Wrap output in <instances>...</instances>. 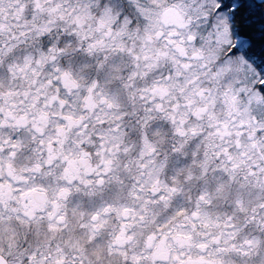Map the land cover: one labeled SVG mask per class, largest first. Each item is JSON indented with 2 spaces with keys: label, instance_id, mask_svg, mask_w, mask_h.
<instances>
[{
  "label": "clouds",
  "instance_id": "1",
  "mask_svg": "<svg viewBox=\"0 0 264 264\" xmlns=\"http://www.w3.org/2000/svg\"><path fill=\"white\" fill-rule=\"evenodd\" d=\"M213 2L0 0V264H264V56Z\"/></svg>",
  "mask_w": 264,
  "mask_h": 264
},
{
  "label": "trees",
  "instance_id": "2",
  "mask_svg": "<svg viewBox=\"0 0 264 264\" xmlns=\"http://www.w3.org/2000/svg\"><path fill=\"white\" fill-rule=\"evenodd\" d=\"M239 6L234 13H229L239 20V35L247 38L244 48H248L251 56L259 59L264 56V35L258 29L260 3L258 0H224L226 5L234 2Z\"/></svg>",
  "mask_w": 264,
  "mask_h": 264
},
{
  "label": "snow or ice",
  "instance_id": "3",
  "mask_svg": "<svg viewBox=\"0 0 264 264\" xmlns=\"http://www.w3.org/2000/svg\"><path fill=\"white\" fill-rule=\"evenodd\" d=\"M212 7L214 8V14L219 15V19L222 20L225 26L226 32L229 36V46L233 51H235L236 46L240 43V41L237 40L236 43H231V21L228 18L229 13H231L235 9H233L232 5H226L224 0H214ZM241 59H243L250 67L257 70L259 79L256 81V84L254 86L257 87L261 92H264V71L259 70L264 67V60L261 61L260 65H257L248 61L247 56H245L244 54L241 55ZM201 199H203V197H201ZM193 215H195V213H193ZM180 264H215V261L209 260L204 256H198L196 258L189 257L187 261H181Z\"/></svg>",
  "mask_w": 264,
  "mask_h": 264
}]
</instances>
